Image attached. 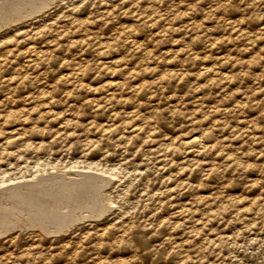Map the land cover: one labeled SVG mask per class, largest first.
Listing matches in <instances>:
<instances>
[{
	"label": "rangeland",
	"instance_id": "rangeland-1",
	"mask_svg": "<svg viewBox=\"0 0 264 264\" xmlns=\"http://www.w3.org/2000/svg\"><path fill=\"white\" fill-rule=\"evenodd\" d=\"M10 3L0 264H264V0Z\"/></svg>",
	"mask_w": 264,
	"mask_h": 264
},
{
	"label": "bare ground",
	"instance_id": "bare-ground-1",
	"mask_svg": "<svg viewBox=\"0 0 264 264\" xmlns=\"http://www.w3.org/2000/svg\"><path fill=\"white\" fill-rule=\"evenodd\" d=\"M28 2V1H27ZM46 3V2H45ZM49 4V3H48ZM33 5V4H32ZM25 6V5H24ZM28 7V6H27ZM33 7H34V5H33ZM36 7V6H35ZM39 7V6H38ZM22 8V7H21ZM40 8H42V7H40ZM16 9V8H15ZM29 9V8H28ZM43 10V9H42ZM11 11V10H10ZM2 12H4V11H2ZM21 12V11H20ZM36 12V11H35ZM3 14V13H2ZM28 15V14H27ZM23 16V15H22ZM25 16V15H24ZM14 20V19H13ZM2 23V22H1ZM15 23V22H14ZM11 24V23H10ZM6 26V25H5ZM8 26V25H7ZM1 28V27H0ZM76 173V172H75ZM89 173V172H88ZM94 174V173H93ZM92 174V175H93ZM100 174V173H99ZM69 176H72L71 174H68ZM73 175H74V173H73ZM79 176H80V174H78ZM78 175H76V176H78ZM53 176V175H52ZM84 176V177H83ZM99 176V175H98ZM48 177V176H47ZM61 177V176H60ZM44 178V177H43ZM46 178V177H45ZM59 178V177H58ZM67 178V177H66ZM105 178V177H104ZM38 179V178H37ZM37 179H35V180H37ZM62 179V178H61ZM71 179H72V177H71ZM75 179V178H74ZM78 180H75V181H73V180H70V181H67V182H63L62 184L59 182V184H57L56 182V187L54 186V188H58V190L60 189V190H63V189H67V190H63V191H66V192H68L69 190L68 189H77V191H78V189H83V188H85L86 189V191H90V189H92V191H91V194H93V195H95V193H97V198H96V200H97V203H96V201L94 200V198L92 199V201H95L94 203H92L94 206H92V207H90V209H89V211L90 212H96V213H102V212H104V211H106V208L105 207H103L104 205H101V202L102 201H105V195L103 194V195H101L100 194V192H101V190H102V187L101 186H96V187H94V182L96 181V180H102L101 178H97V176H90L89 174L88 175H82V178H77ZM66 180V179H65ZM95 180V181H94ZM50 181V180H49ZM63 181V180H62ZM103 181V180H102ZM31 182H34V181H31ZM45 182L47 183V181L45 180ZM53 182V181H52ZM54 183V184H55ZM99 183V182H98ZM101 183V182H100ZM104 183H106L105 181H104ZM107 183H109V182H107ZM26 184V183H25ZM34 184V183H33ZM37 184H40V183H37ZM42 184H43V182H42ZM47 184H49V182L47 183ZM52 184V183H51ZM22 186V185H21ZM33 186V185H32ZM35 186V185H34ZM37 186V185H36ZM53 186V185H52ZM51 185H50V187H52ZM108 186V185H107ZM29 187V186H28ZM44 187H46V184H45V186ZM43 187V188H44ZM94 187V188H93ZM14 188V187H13ZM16 188H18V187H16ZM20 188V187H19ZM38 188V187H37ZM63 188V189H62ZM90 188V189H89ZM107 188V187H106ZM3 189V188H2ZM1 189V190H2ZM30 189V188H29ZM34 189H35V187H34ZM82 189L80 190V191H82ZM7 191V190H6ZM9 191V190H8ZM32 191H34V190H32ZM41 191V190H40ZM47 191V190H46ZM53 191V190H52ZM71 191V190H70ZM69 191V192H70ZM77 191H76V193H77ZM85 191V190H84ZM55 192H58V191H55ZM62 192V191H61ZM63 193V192H62ZM71 193V192H70ZM81 193V192H80ZM79 193V194H80ZM8 194V193H7ZM37 194V193H36ZM82 194V193H81ZM32 195V194H31ZM30 195V196H31ZM51 195V194H50ZM76 195V194H75ZM90 195V194H89ZM89 195H87V196H89ZM46 196V195H45ZM74 196V195H73ZM83 196V195H82ZM91 196V195H90ZM29 197V196H28ZM62 197V196H61ZM69 197V196H68ZM72 197V196H71ZM80 197V196H79ZM94 197V196H93ZM21 198V197H20ZM90 198H92V196L90 197ZM89 198V199H90ZM100 198L102 199V201H100ZM24 199H25V197H24ZM32 199V198H31ZM36 199V198H35ZM48 199V198H47ZM66 199V198H65ZM71 199V198H70ZM77 199V198H76ZM13 200V199H12ZM22 200V199H21ZM38 200V199H37ZM84 200H85V198H84ZM14 201V200H13ZM22 202V201H21ZM29 202V201H28ZM31 202V201H30ZM79 202V201H78ZM81 202V201H80ZM91 202V201H90ZM108 202V201H107ZM2 203V202H1ZM4 203V202H3ZM26 203V202H25ZM57 203H59V202H57ZM82 203V202H81ZM85 203V202H84ZM87 203V202H86ZM28 204V203H27ZM62 204V203H61ZM65 204V203H64ZM78 204V203H77ZM4 205H6V204H4ZM8 205V204H7ZM18 205V204H17ZM75 205H76V203H75ZM86 205V204H85ZM14 206H15V204H14ZM24 206H26V205H24ZM35 206V205H34ZM61 206V205H60ZM67 206V205H66ZM71 206V205H70ZM110 206V205H109ZM6 207V206H5ZM32 207V206H31ZM76 207H77V205H76ZM68 208H70V207H67V209ZM79 208V207H78ZM9 209V208H8ZM16 209V208H15ZM14 209V210H15ZM66 209V208H65ZM75 209H77V208H75ZM74 209V210H75ZM80 209H81V207H80ZM85 209V208H84ZM84 209H82V210H84ZM108 209V208H107ZM12 210V209H11ZM53 210H54V208H53ZM81 210V211H82ZM109 210V209H108ZM10 211V210H9ZM61 211V210H60ZM86 211V210H85ZM85 211H83V212H85ZM27 212V211H26ZM30 212V211H29ZM35 212V211H34ZM44 212V211H43ZM48 212V211H47ZM62 212V211H61ZM66 212V211H65ZM76 212H78V211H76ZM88 212V211H87ZM12 213V212H11ZM25 213V212H24ZM80 213V212H79ZM32 214V213H31ZM36 214V213H35ZM45 214V213H44ZM66 214V213H65ZM64 214V215H65ZM67 214H68V212H67ZM37 215V214H36ZM50 215V214H49ZM71 215H72V213H71ZM74 215V214H73ZM85 215V214H84ZM18 216V215H17ZM61 216V215H60ZM60 216H59V218H60ZM93 216V215H92ZM64 217V216H63ZM63 217H61V218H63ZM66 217V216H65ZM74 217V216H73ZM89 217V216H88ZM15 218V217H14ZM32 218V217H31ZM56 218V217H55ZM68 218V217H67ZM79 218H81V217H79ZM45 219H47V218H45ZM64 219V218H63ZM83 219V218H82ZM16 220V219H15ZM62 220V219H61ZM37 221H39V220H37ZM76 221H79V220H77V219H75V218H71L70 217V219L68 220V225L67 226H72V225H75L77 222ZM14 222V221H13ZM64 223H65V220H64ZM42 226V225H41ZM65 226V225H64ZM34 227V226H33ZM63 228V227H62ZM4 231H5V229H4ZM47 231V230H46ZM1 237V236H0Z\"/></svg>",
	"mask_w": 264,
	"mask_h": 264
},
{
	"label": "snow or ice",
	"instance_id": "snow-or-ice-1",
	"mask_svg": "<svg viewBox=\"0 0 264 264\" xmlns=\"http://www.w3.org/2000/svg\"><path fill=\"white\" fill-rule=\"evenodd\" d=\"M14 7L10 0H0V10H10Z\"/></svg>",
	"mask_w": 264,
	"mask_h": 264
}]
</instances>
